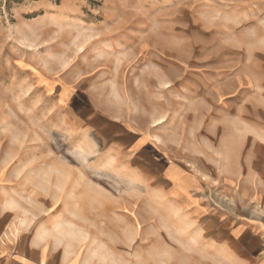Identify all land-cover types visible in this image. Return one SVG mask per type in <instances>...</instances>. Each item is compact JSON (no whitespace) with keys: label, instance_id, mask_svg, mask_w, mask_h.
<instances>
[{"label":"rangeland","instance_id":"374dc122","mask_svg":"<svg viewBox=\"0 0 264 264\" xmlns=\"http://www.w3.org/2000/svg\"><path fill=\"white\" fill-rule=\"evenodd\" d=\"M0 199L87 264H224L195 204L264 220V0H0Z\"/></svg>","mask_w":264,"mask_h":264},{"label":"crops","instance_id":"0c3cea01","mask_svg":"<svg viewBox=\"0 0 264 264\" xmlns=\"http://www.w3.org/2000/svg\"><path fill=\"white\" fill-rule=\"evenodd\" d=\"M2 201L0 199V264H87L52 243L48 239V230L36 233L23 227L19 229L16 225L18 216L2 212ZM195 205L199 207L196 210L203 221L199 220L198 230L197 226L194 227V234L197 238L203 232L207 250L204 252L220 254L225 259L224 264H264V220L248 219L241 215L224 219L211 213L207 216L201 208L204 204ZM14 227L18 230L15 231ZM4 238H11L12 242ZM240 254L248 255L246 261H239Z\"/></svg>","mask_w":264,"mask_h":264}]
</instances>
